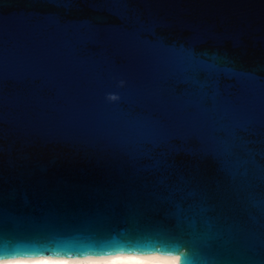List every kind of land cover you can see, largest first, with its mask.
Returning <instances> with one entry per match:
<instances>
[{
    "label": "water",
    "instance_id": "95a60500",
    "mask_svg": "<svg viewBox=\"0 0 264 264\" xmlns=\"http://www.w3.org/2000/svg\"><path fill=\"white\" fill-rule=\"evenodd\" d=\"M264 264V0H0V259Z\"/></svg>",
    "mask_w": 264,
    "mask_h": 264
},
{
    "label": "bare ground",
    "instance_id": "6f19581e",
    "mask_svg": "<svg viewBox=\"0 0 264 264\" xmlns=\"http://www.w3.org/2000/svg\"><path fill=\"white\" fill-rule=\"evenodd\" d=\"M48 260L52 264H177L176 255H162L158 253L133 254L122 253L110 256H85L78 258L39 256L29 258L0 259V264H19L20 261Z\"/></svg>",
    "mask_w": 264,
    "mask_h": 264
},
{
    "label": "snow or ice",
    "instance_id": "6c2138e0",
    "mask_svg": "<svg viewBox=\"0 0 264 264\" xmlns=\"http://www.w3.org/2000/svg\"><path fill=\"white\" fill-rule=\"evenodd\" d=\"M19 264H52V262L48 260L38 259V260H33V261L22 260L19 262Z\"/></svg>",
    "mask_w": 264,
    "mask_h": 264
}]
</instances>
